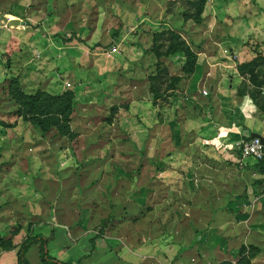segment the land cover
I'll return each mask as SVG.
<instances>
[{"label": "rangeland", "instance_id": "rangeland-1", "mask_svg": "<svg viewBox=\"0 0 264 264\" xmlns=\"http://www.w3.org/2000/svg\"><path fill=\"white\" fill-rule=\"evenodd\" d=\"M186 1L0 0V118L12 123L0 127L3 222L33 224L26 217L31 205L39 198L40 207L45 206L50 196L51 208L55 201L63 206L60 201L64 200L70 203V220L79 212L89 218V224L95 222L96 228L101 218L105 224H114L125 217V213L120 215L123 200L116 214L100 217L104 205L99 195H107L110 189L116 190V196L127 189L133 191L136 205L128 217L138 220L145 206H159L161 201L176 205L180 199L176 190L191 188V172L184 181L177 179L185 177L190 165L173 161L166 168L159 157L166 123L176 121L177 112L186 109L181 87V79L188 75L181 70L184 57L168 50L174 42L169 31L180 28L176 20ZM153 31L159 33L155 39ZM67 37L71 40H62ZM152 49L166 54L156 56ZM162 66L166 77L158 71ZM155 73L160 76V88L153 97L149 76ZM173 76L178 79L172 80ZM11 77L27 93L71 90L69 124L74 138L59 135L54 127L41 131L17 116L7 93ZM197 103L190 111L193 115L199 108L210 109L205 99ZM176 135L172 134V142L169 137L168 144L180 141ZM125 157H134V161L128 163ZM26 173L32 178L23 176ZM110 175L119 180L112 181ZM145 192L151 196L143 197ZM150 215L158 222L157 209ZM166 216L170 221L175 214ZM39 228L48 233L45 222L40 221Z\"/></svg>", "mask_w": 264, "mask_h": 264}, {"label": "crops", "instance_id": "crops-1", "mask_svg": "<svg viewBox=\"0 0 264 264\" xmlns=\"http://www.w3.org/2000/svg\"><path fill=\"white\" fill-rule=\"evenodd\" d=\"M181 12L176 20L181 29L175 30L190 42L195 62L192 71L181 79L186 109L177 112L176 121L166 123L159 157L166 168L173 161L190 165V170H185L186 178L179 175L177 179L184 181L191 172V188L176 190L180 198L176 205L161 201L159 206H145L138 220L128 217L136 205L131 197L133 191L127 189L116 196V190L110 189L107 195H99L104 205L100 217L116 214L121 200L124 208L120 215L125 213V217L96 228L95 222L89 224V218L79 212L75 220H70V203L64 200L60 201L63 206L55 201L51 208V198L46 196L48 202L41 206V212L37 198L26 216L32 218L33 224L22 225L18 220L19 225L0 218V264H17V247L27 235H50L49 253L71 263L79 256H83L81 264H215L221 259L234 262L240 244L249 243L258 249L250 264H264V162L243 157L237 150L251 132L261 135L264 130V84L260 82L264 60L257 62L259 72L252 78L236 69L237 64L257 56L264 59V0H204L196 20L183 18ZM204 99L210 109L199 108L191 114L197 101L202 103ZM174 133L180 140L177 144L170 143ZM123 159L134 161V157ZM23 176L32 178L30 173ZM110 177L112 181L119 180ZM150 193L145 192L143 197H150ZM59 209H63L62 215ZM153 209L160 213L155 218L158 222L150 215ZM168 212L175 214L170 221ZM40 221L48 227L47 234L39 228ZM93 234L97 235L91 245L89 238ZM22 258L26 264H41L38 240L26 246Z\"/></svg>", "mask_w": 264, "mask_h": 264}, {"label": "trees", "instance_id": "trees-1", "mask_svg": "<svg viewBox=\"0 0 264 264\" xmlns=\"http://www.w3.org/2000/svg\"><path fill=\"white\" fill-rule=\"evenodd\" d=\"M204 0H187L183 2L182 17L193 19H198L199 12L202 8ZM152 38L155 39V36H159L157 32H151ZM169 38H174V42H170L168 50L179 51L184 57V61L181 65V70L183 72H190L193 69L195 62V53L191 48L186 44V41L180 34L174 32L173 30L169 31ZM63 41L71 40L70 37L62 39ZM99 46V45H97ZM90 47V46H88ZM96 47V46H95ZM156 56L160 54H166V51L158 52L156 49H152ZM260 60H264L262 57L257 56L248 62L237 64L236 69L239 73L247 72L249 77L252 78L256 76L259 72L256 69L255 65ZM165 67H159V73H164L162 77H166L167 74ZM157 71V73H158ZM152 74L149 76V90L152 93L153 97L155 93L160 88L159 85V74ZM172 80H176L175 76L171 77ZM260 82L264 84V77L260 79ZM171 87V86H170ZM7 93L10 95L11 99L16 105L14 113L17 116H20L22 119L27 120L32 125L39 127L41 131L47 130L49 127H54L59 135H64L69 138H74L75 132L69 124L70 112H71V98L73 92L69 89L63 90L59 93H49L41 89H36L33 92L27 93L24 92L15 77H11L7 82ZM263 107V106H262ZM264 109V108H263ZM0 125L2 126H11L12 123L4 121L0 118ZM105 218L101 219V226L104 225ZM99 232V230H98ZM97 234H93L89 238V241L92 245V238ZM50 239V235H32L25 236L21 243L17 247V264H26L25 260L22 258V253L26 246L33 242L39 241V258L41 264H81V258L79 256L76 258L74 263L59 260L55 256L51 255L47 248V242ZM258 249L252 244L242 243L236 250V259L232 262L229 259H221L215 264H250V259L253 255L257 253Z\"/></svg>", "mask_w": 264, "mask_h": 264}, {"label": "built area", "instance_id": "built-area-1", "mask_svg": "<svg viewBox=\"0 0 264 264\" xmlns=\"http://www.w3.org/2000/svg\"><path fill=\"white\" fill-rule=\"evenodd\" d=\"M261 115L262 123L264 125V111ZM261 136L264 137V130ZM237 150L243 157H250L254 160L264 162V142L258 136L247 135L244 140L240 141Z\"/></svg>", "mask_w": 264, "mask_h": 264}, {"label": "water", "instance_id": "water-1", "mask_svg": "<svg viewBox=\"0 0 264 264\" xmlns=\"http://www.w3.org/2000/svg\"><path fill=\"white\" fill-rule=\"evenodd\" d=\"M251 136H258L263 142H264V137L261 136L260 134L256 133V132H251L250 134Z\"/></svg>", "mask_w": 264, "mask_h": 264}]
</instances>
